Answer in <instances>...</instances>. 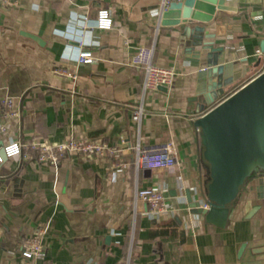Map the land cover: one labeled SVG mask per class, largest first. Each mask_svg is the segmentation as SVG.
<instances>
[{
  "label": "crops",
  "instance_id": "0c3cea01",
  "mask_svg": "<svg viewBox=\"0 0 264 264\" xmlns=\"http://www.w3.org/2000/svg\"><path fill=\"white\" fill-rule=\"evenodd\" d=\"M235 5L233 2H229ZM159 0H20L0 8V99L13 98L17 116L0 108V151L8 140H102L121 149L113 158L65 157L57 167L22 157L0 158V264H23L24 238L47 226L45 260L36 264H264V159L246 165L224 206V227L193 213L194 204L220 205L213 156L195 123L257 75L262 23L240 11L216 12L205 41L221 47L218 63L232 78L206 102L204 58L196 60L181 26L161 27ZM106 10L109 29H98ZM196 24V23H194ZM91 64H78V50ZM138 48L176 75L162 89L144 90L142 68L130 65ZM198 48L195 47L194 51ZM66 70L76 79L58 71ZM141 106L139 124L131 112ZM172 143V169H136L131 146ZM160 189L169 211L158 219L136 199Z\"/></svg>",
  "mask_w": 264,
  "mask_h": 264
},
{
  "label": "water",
  "instance_id": "95a60500",
  "mask_svg": "<svg viewBox=\"0 0 264 264\" xmlns=\"http://www.w3.org/2000/svg\"><path fill=\"white\" fill-rule=\"evenodd\" d=\"M237 11L262 23L264 32V0H181L172 3L161 15V27L181 26L182 37L189 38L185 52L193 50L197 61L204 58L201 75L208 79L210 92L206 102L222 96L224 88L233 80L224 78L229 66L218 63L222 48L203 40L209 37L204 36V26L198 24L211 21L216 12ZM195 47L197 51H194ZM260 49L264 50V39ZM195 125L203 132L204 146L213 156V185L219 194L220 205L211 204L208 209H201L198 204L191 207L193 213L204 215L207 222L224 227L229 213L224 204L236 193L246 165L254 158L264 159V73L213 106ZM4 157L1 149L0 158L3 160Z\"/></svg>",
  "mask_w": 264,
  "mask_h": 264
},
{
  "label": "built area",
  "instance_id": "2783aa9c",
  "mask_svg": "<svg viewBox=\"0 0 264 264\" xmlns=\"http://www.w3.org/2000/svg\"><path fill=\"white\" fill-rule=\"evenodd\" d=\"M181 0H159L158 9L155 17L160 21L161 15L168 9L172 3H178ZM20 0H0V8L17 7ZM111 19L106 10L98 12L96 27L98 29H109ZM255 55L260 58V67L257 75L264 73V50H256ZM94 58L90 51L78 50L76 61L78 64H91ZM130 65L143 69L144 81L143 89L152 90L158 87H166L171 84L176 73L171 69H165L154 65L150 61V53L146 49L138 48L136 54L130 59ZM59 74L76 79V75L66 71H58ZM4 106L7 110L5 116L8 118L17 116L13 98L2 97L0 99V108ZM143 115L141 106L135 107L131 112L133 122L139 124ZM6 128L0 125V133H5ZM6 158L22 157L25 160L34 161L43 165L57 167L60 161L65 157H83L85 159H98L103 157L113 158L117 161L114 171L119 172L124 168L121 162V149L111 143L98 140L70 138L61 142H51L45 139L33 138L25 142L8 140L3 146ZM133 151L132 165L136 169H172L175 166V152L172 143L142 145L137 142L131 146ZM136 199L144 202L148 206L145 215L151 219H158L169 211V204L163 192L157 188L138 189ZM201 209H208L206 204ZM48 227L44 226L33 231L29 236L23 239L20 246V255L23 264H36L45 260V237Z\"/></svg>",
  "mask_w": 264,
  "mask_h": 264
}]
</instances>
